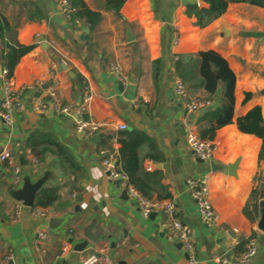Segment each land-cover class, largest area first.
<instances>
[{
  "label": "crops",
  "instance_id": "1",
  "mask_svg": "<svg viewBox=\"0 0 264 264\" xmlns=\"http://www.w3.org/2000/svg\"><path fill=\"white\" fill-rule=\"evenodd\" d=\"M16 1L0 0V13L15 23L18 42L33 48L16 64L11 75L14 84L39 81L43 86L57 80L56 94L62 103H78L86 88L91 95L86 115L106 121L107 126L95 139L86 138L76 132L74 116L35 110L34 98L39 97L43 105L48 102L47 87L42 86L28 93L25 112L16 113L10 126L0 118V151L6 148L17 161L22 184L48 175L42 185L47 182L59 187L58 201L47 207L48 219L33 215V206L23 205L13 221L17 200L10 186L11 172L0 162V260L11 255L7 264H81V254L101 250L113 264H187L182 248L159 226L160 214L143 216L121 185L103 172L101 162L106 157L117 166L116 124L122 122L126 130L145 131L159 147L163 160L146 159L144 167L161 171V182L176 205V215L192 229L196 264H217L210 261L212 253L235 264L249 237L257 243L249 264H264V205H259L264 202V164H258L261 140L236 125V118L254 106H260L264 118V8L230 2L219 18L200 28L194 17L186 15L180 0H125L120 17L104 8V0H83L101 13L99 24L90 29L83 20L72 22L71 11L58 0H22L36 5V13L27 9L34 6ZM175 30L179 35L176 44ZM205 50L225 58L236 77L233 120L216 130L210 161L195 155L186 136L189 129H195L200 112L218 107V97L203 89L189 92L210 100L209 107L194 113L184 109L172 92L178 57ZM155 60H159L157 72ZM112 64H118L127 75L126 86L110 73ZM245 92L251 96L242 103ZM1 95L0 84V99ZM34 131L50 134L61 143L78 168L63 171L56 155L40 145L33 171L31 151L25 143ZM235 162L233 172L228 173L226 167ZM57 168L61 170L58 176L54 174ZM199 175L208 177L210 199L218 214L215 227L201 221L185 182ZM253 190H258L256 208L249 204L247 216L243 208ZM152 199H157L156 193ZM89 228L95 241L75 251L74 245L86 240ZM39 229L46 231V238L38 248ZM65 245L67 252L60 257Z\"/></svg>",
  "mask_w": 264,
  "mask_h": 264
},
{
  "label": "trees",
  "instance_id": "2",
  "mask_svg": "<svg viewBox=\"0 0 264 264\" xmlns=\"http://www.w3.org/2000/svg\"><path fill=\"white\" fill-rule=\"evenodd\" d=\"M71 11V21L83 20L90 29L99 24L101 20L100 11L90 9L83 0H66ZM205 6L197 3L187 4L185 13L194 17V24L200 28L206 27L212 21L219 18L227 9L228 4L247 3L264 8V0H199ZM17 3L27 7L34 6V9L27 8L30 13L38 12V7L33 3L17 0ZM125 0H104V8L111 11L115 16L120 17V9ZM16 25L8 21L0 13V66L13 74V70L20 58L28 53L33 45L20 44L16 37ZM159 60L153 61L154 72ZM176 72L185 83L187 90L192 94L197 89H203L209 96H217L219 105L215 109H206L200 112L195 120V130L202 139L212 140L218 128L232 123L234 115V87L236 77L229 67L225 58L214 50L199 51L196 54H181L176 62ZM220 88V94L216 91ZM251 96L250 92L244 93L243 102ZM237 128L247 134H253L260 138L261 146L258 152V164H264V118L260 106H254L244 115L236 118ZM116 141L120 144L118 149L117 166L127 174L128 181L143 196L152 199L154 193L156 198L171 199L170 193L162 184V173L158 169L147 171L144 161L151 159L154 162H161L163 155L157 146L154 138L141 130H119L116 134ZM43 145L46 152L56 155L63 171H73L78 168L71 153L50 134L38 131L31 132L26 140L27 146L32 155L40 157L38 146ZM255 179V178H254ZM57 185L47 182L42 185L35 196L33 207L47 208L53 206L59 199ZM258 190H253L243 208L244 214L249 216L248 206L253 203L256 208ZM246 243V241H245ZM244 243V244H245ZM243 242H240V245ZM244 251V249L242 250ZM241 251V252H242Z\"/></svg>",
  "mask_w": 264,
  "mask_h": 264
},
{
  "label": "built area",
  "instance_id": "3",
  "mask_svg": "<svg viewBox=\"0 0 264 264\" xmlns=\"http://www.w3.org/2000/svg\"><path fill=\"white\" fill-rule=\"evenodd\" d=\"M60 5L67 7L70 11L72 8L66 0H58ZM75 24L82 23V20L76 19ZM179 35L177 30L173 34V43H177ZM177 59V57H175ZM110 73L114 75L123 86L128 83V77L121 71L118 64H112L109 69ZM0 84L2 87V95L0 99V118L6 125H11L13 117L16 113L25 112L26 96L30 92H36V88H41L42 83L36 81L34 83L23 84L16 86L8 75V71L2 68L0 71ZM58 82L53 80L49 82L46 88L48 96L47 105H43L39 97L34 98V109L42 112H47L48 109L52 111L66 115L74 116L75 130L80 135L86 138H92L98 134L104 127L107 126L106 121L95 120L86 115L88 104L91 95L88 89H84L81 93V98L78 103L69 101L62 103L56 94ZM172 92L178 99L180 105L187 111L197 113L210 106V100L202 99L200 97L192 96L185 83L180 79L178 75L173 78ZM116 129L126 130L127 125L125 123L116 124ZM186 140L188 145L193 149L195 155L203 160L210 161L215 150V144L212 140L202 139L198 136L194 128L189 129L187 132ZM31 165L33 171H35L38 160L29 152ZM0 162L6 163L11 172L10 186L13 191L17 190L22 184V177L20 173V167L10 152L3 148L0 151ZM103 172L110 180L117 181L121 187L125 190L126 195L133 201L138 207L141 214L145 217L152 213H159V226L166 233L168 238L174 242L180 243L181 248L187 256V264H196L198 262L196 257L195 244L192 238L191 227L183 222L176 215V205L172 199H148L143 196L132 184L128 181V176L120 168H117L111 157H106L101 162ZM150 169V163L146 166ZM186 185L189 188L192 198L198 206L199 216L203 223H206L212 227L218 225V214L214 209L208 187V177L206 175H199L197 177L186 178ZM23 207L22 201H15L14 206V219L19 217L20 209ZM31 213L42 219H48L50 211L48 208L32 207ZM46 238V231L39 229L36 232V245L39 248L40 243ZM257 243L255 238L249 237L245 243L244 251L235 258V264H249L250 259L256 254ZM67 252L66 245L61 249L60 257L64 256ZM12 259L9 255L4 260H0V264H7ZM210 261L217 264H227L229 262L228 257H222L217 253H212ZM81 264H113L111 259L101 250H94L87 254H81Z\"/></svg>",
  "mask_w": 264,
  "mask_h": 264
},
{
  "label": "water",
  "instance_id": "4",
  "mask_svg": "<svg viewBox=\"0 0 264 264\" xmlns=\"http://www.w3.org/2000/svg\"><path fill=\"white\" fill-rule=\"evenodd\" d=\"M180 2H181L182 5H185V6L187 4L194 3V1H192V0H180ZM1 69H2V67L0 66V71H1ZM69 73L72 74L71 72H69ZM47 85H48V83H45L42 87L45 88V87H47ZM216 93L220 94V88L217 89ZM263 93H264V90H263ZM80 98H81V96L78 97V101H80ZM93 138L95 139L96 136H94ZM235 165H236V162L234 164H232V165H228L226 167L227 168V172L228 173H232ZM219 168L221 169L223 167L220 166ZM60 173H61V170L59 168L54 170V174L56 176L60 175ZM47 176L48 175H45V176L39 178L35 182H31L29 180H24L23 184H22V188H20L18 190H15L12 193L13 197L16 200H18V201H22L23 205L28 206V207H32L33 204H34V201H35L36 193L42 187V184L47 180ZM259 205L262 207L264 205V202L260 201ZM85 238H86V240L74 245L73 248H74L75 251H78V252L82 251L83 249L86 248V246L88 245L89 241H92V242L95 241V238H94L93 234L91 233V229L90 228L86 230ZM178 246L181 247V244L178 243Z\"/></svg>",
  "mask_w": 264,
  "mask_h": 264
}]
</instances>
